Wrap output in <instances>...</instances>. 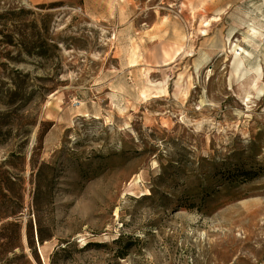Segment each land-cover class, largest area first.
I'll use <instances>...</instances> for the list:
<instances>
[{"label":"rangeland","instance_id":"374dc122","mask_svg":"<svg viewBox=\"0 0 264 264\" xmlns=\"http://www.w3.org/2000/svg\"><path fill=\"white\" fill-rule=\"evenodd\" d=\"M116 2L0 0V264H264V0Z\"/></svg>","mask_w":264,"mask_h":264},{"label":"crops","instance_id":"0c3cea01","mask_svg":"<svg viewBox=\"0 0 264 264\" xmlns=\"http://www.w3.org/2000/svg\"><path fill=\"white\" fill-rule=\"evenodd\" d=\"M85 1H98V0H85ZM115 1H117L115 3V5H117V9L121 7L119 1H122V7H124L126 4L127 5L125 9L126 11L120 13L119 11H114L113 8L112 9L108 8L104 10L101 7H98L97 8L98 11L91 12V15H115V14L120 15V14L129 13L133 16H136L140 13L141 15L148 16V15H159L161 13V10H168L170 8V7H166V4L164 3L167 0H115ZM198 14H199L198 11L195 10L194 15L197 16ZM162 26L163 25H160L159 22L157 21L155 26H150L149 28L150 33H152L154 30H157L158 31V32L156 31L157 33L163 31V29H161L163 28ZM236 59H238V57ZM259 67H262L264 71V64H262Z\"/></svg>","mask_w":264,"mask_h":264},{"label":"bare ground","instance_id":"6f19581e","mask_svg":"<svg viewBox=\"0 0 264 264\" xmlns=\"http://www.w3.org/2000/svg\"><path fill=\"white\" fill-rule=\"evenodd\" d=\"M189 13L190 15H194V7L191 5H189ZM216 19H219V17L217 16ZM191 23L192 26L194 27L193 32H192V38L195 39L197 36V30L195 29V19H191ZM208 26V23H204V29H202L200 31V34L202 35H206V28ZM259 80H264V71L262 69V67H258L255 70H253L250 74L246 75L245 77H243V79H241V81L239 82V85L237 86V88H233L230 90L231 94L233 97L237 98L240 102H242L244 105H248L251 101V91L255 88V86L257 85V82ZM188 84L187 87L181 89L179 91V95L181 96V99L185 100L188 93H189V88H188ZM144 96H146V98L148 99L149 94L145 93Z\"/></svg>","mask_w":264,"mask_h":264},{"label":"trees","instance_id":"16d2710c","mask_svg":"<svg viewBox=\"0 0 264 264\" xmlns=\"http://www.w3.org/2000/svg\"><path fill=\"white\" fill-rule=\"evenodd\" d=\"M38 36H39V33H37L35 35V38L37 39ZM9 42L12 43L13 41L10 39ZM45 47H46L45 45L39 44L38 41H35V43L32 46V50L36 49V50H38L37 52H38L39 55L47 57L48 56V53H47V49ZM118 240H120V238Z\"/></svg>","mask_w":264,"mask_h":264}]
</instances>
